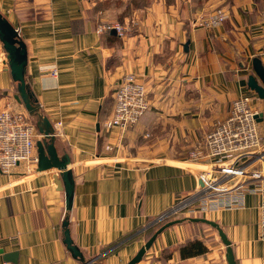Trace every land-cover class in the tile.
Wrapping results in <instances>:
<instances>
[{
  "label": "crops",
  "instance_id": "obj_1",
  "mask_svg": "<svg viewBox=\"0 0 264 264\" xmlns=\"http://www.w3.org/2000/svg\"><path fill=\"white\" fill-rule=\"evenodd\" d=\"M218 6L228 19L203 24ZM263 10L264 0H0L26 47V84L73 177L66 209L64 189L53 182L57 168L20 161L11 173L0 170V261L126 264L156 216L199 188L197 163L183 151L226 116L232 99L251 96L264 137V97L247 85L253 58L264 66ZM113 22L128 26L123 36L98 30ZM127 73L144 83L149 109L123 130L108 129L114 89ZM16 92L0 41V105L27 112ZM255 165L264 172L263 161ZM259 181L229 185L224 203L200 214L222 228L236 264H264ZM187 214L158 233L136 264H227L218 232ZM64 219L85 263L63 242ZM192 239L206 250L182 257L179 246Z\"/></svg>",
  "mask_w": 264,
  "mask_h": 264
},
{
  "label": "built area",
  "instance_id": "obj_2",
  "mask_svg": "<svg viewBox=\"0 0 264 264\" xmlns=\"http://www.w3.org/2000/svg\"><path fill=\"white\" fill-rule=\"evenodd\" d=\"M228 17L229 11L218 6L202 23L208 27H215ZM262 26L264 28V12ZM106 28H114L119 36H123L128 26L118 22L98 26L99 31ZM51 72L54 74L55 70ZM113 96L112 113L103 122L108 129L117 127L123 130L136 123L150 106L144 83L133 73L123 75L114 89ZM251 102L252 98L248 94H240L232 99L227 115L216 120L211 130L206 133L203 150L191 151L189 156L191 159L203 157L204 160H208L210 166L200 176L199 184H201L193 192L196 193L194 200L198 202L193 210L201 213L216 204L217 198L215 197L213 201L214 196L208 195L210 188L226 191L232 187H240L247 179H260L259 187L256 189L264 193V185L260 184L264 181V172L255 165L257 160L264 162V137L257 130V110L252 107ZM27 114L7 105L0 107V170L2 172L10 173L11 168L19 161L37 162V156L34 154L35 140L41 134H38L34 120ZM55 125L58 128L61 122L57 121ZM252 164L254 165L251 166ZM232 174L240 176L241 180L228 184V186L234 184L229 189L226 183L233 179H229L227 175ZM257 207L259 234L264 239V196L261 195ZM169 211L158 218L166 217ZM0 264L7 263L0 261Z\"/></svg>",
  "mask_w": 264,
  "mask_h": 264
},
{
  "label": "water",
  "instance_id": "obj_3",
  "mask_svg": "<svg viewBox=\"0 0 264 264\" xmlns=\"http://www.w3.org/2000/svg\"><path fill=\"white\" fill-rule=\"evenodd\" d=\"M0 41L6 52L7 65L10 69L12 78L17 83V92L14 95L17 101L22 102L28 114L35 119V124L39 133L42 135L40 139L36 140L37 147V169L39 171L51 168L58 169V177L53 178V182L58 189L63 188L65 192L66 209L71 208L72 195H73V177L71 170L67 167L69 164L68 156H58L54 146L55 131L51 121L43 115L39 106L33 98L28 85L25 81V66L27 62L26 47L24 42L19 38L16 28L0 13ZM252 67L254 74L259 78L261 84L258 83L255 75L250 74L247 79V85L250 89L254 90L259 97H264V66L259 58L254 57L252 60ZM193 221H202L215 227L219 238L225 246V259L227 264H236L233 251L226 234L222 228L214 221L195 217L190 218ZM180 221V219L169 220L158 228L137 250V252L126 262V264H136L143 256L144 252L150 248L155 237L166 226ZM63 242L72 256L79 258L85 263V259L78 247L73 244L69 234L68 220H63Z\"/></svg>",
  "mask_w": 264,
  "mask_h": 264
},
{
  "label": "rangeland",
  "instance_id": "obj_4",
  "mask_svg": "<svg viewBox=\"0 0 264 264\" xmlns=\"http://www.w3.org/2000/svg\"><path fill=\"white\" fill-rule=\"evenodd\" d=\"M263 12H264V10L261 12V17L263 18ZM207 18V17H206ZM205 19V18H204ZM203 22V21H202ZM147 92V91H146ZM232 101V100H231ZM230 104H231V102H230ZM0 107L1 108H3V106H1L0 105ZM229 107H230V105H229ZM21 111H23V110H21ZM228 111H229V109H228ZM228 111H227V113H228ZM24 113H25V111H23ZM27 113V112H26ZM28 115V114H27ZM227 115V114H226ZM30 116V115H29ZM33 120H34V118L32 117V116H30ZM220 119V118H219ZM216 120H218V119H215L213 122H212V125L210 126V128H209V130L206 132V133H208L210 130H211V128L213 127V124H214V122L216 121ZM206 133L204 134H202L203 136H202V138L201 139H199L195 144H192V145H190V146H187L186 148H185V150L183 151V153H184V157H185V159H187L188 160V162H190V163H197L196 165H197V171H198V173H197V178H198V180H199V178H200V176L202 175V174H204V172L206 171V170H208L209 168H210V166L208 165V160L206 159V160H204V158L202 157V158H200V159H191L189 156H190V153H191V151H194V150H196V149H200V150H203V148H204V146H205V141H204V137H205V135H206ZM20 162V161H19ZM24 162H26V161H24ZM26 163H29V162H26ZM18 164V163H17ZM16 164V165H17ZM15 165V166H16ZM203 165H207V167L206 166H203ZM14 166V167H15ZM223 166H226V165H223ZM14 167H12L11 168V170H10V173H11V171H12V169L14 168ZM206 168H208V169H206ZM6 173V172H5ZM217 173V172H216ZM220 173V172H219ZM219 173H217V174H219ZM228 176V178L229 179H233V180H229L227 183H226V185L228 186V184H230L231 182H233V181H236V180H241V178H240V176H237V175H235V174H232V175H227ZM239 177V178H238ZM252 179H254V178H252ZM256 179V178H255ZM258 179V178H257ZM250 179H247L246 181H249ZM241 182V181H240ZM201 184V183H200ZM242 184H243V182H242ZM226 186V187H227ZM230 190H226V191H221V190H217V189H214V188H210L209 189V192H208V195L209 196H214V197H212V199H213V201H215V197L217 198V201L219 200V198H220V203H224V197H225V195L229 192ZM193 192H191L190 194H187L186 196H184V197H182V198H180L179 200H176L173 204H171L167 209H165V210H163L161 213H159L157 216H156V220H155V222H153V226H149L148 228H146L147 230L146 231H143V233L144 232H147V231H151V230H154L153 231V233L158 229V228H160L161 226H163V224H165V222H167V221H169V220H172V219H181V217H182V214H187V212L189 211V212H191L190 214H187L186 216V218H188V217H192V218H195V217H200V212H198V211H195V210H193V208H194V206L195 205H197V203L198 202H195L196 200H194V196H196L195 194L196 193H194L193 195ZM209 200H211V198L209 199ZM217 201H216V204H217ZM168 210H170L169 212V214L166 216V217H164V218H158L160 215H162L163 213H165L166 211H168ZM158 218V219H157ZM202 218H204V217H202ZM186 220H188V219H186ZM170 226V225H169ZM204 226H207V228H209L208 227V225H204ZM166 227H168V226H166ZM165 227V228H166ZM145 228H144V230H145ZM211 231H214V232H216V234H217V231L215 230V227L214 228H211L210 229ZM152 233V234H153ZM151 234V235H152ZM151 235H149L148 237H147V235L146 236H144L145 237V240H144V242L151 236ZM218 236V235H217ZM218 240H219V244H223V243H221L220 241V238L218 237ZM223 246V245H222ZM224 248H225V246H224ZM148 250V249H147ZM146 250V251H147ZM146 251L144 252V254L146 253ZM144 254H143V256H142V258L144 257ZM141 258V259H142ZM140 259V260H141Z\"/></svg>",
  "mask_w": 264,
  "mask_h": 264
},
{
  "label": "trees",
  "instance_id": "obj_5",
  "mask_svg": "<svg viewBox=\"0 0 264 264\" xmlns=\"http://www.w3.org/2000/svg\"><path fill=\"white\" fill-rule=\"evenodd\" d=\"M154 230L147 231V237L153 233ZM206 247L199 239L188 240L179 246V251L182 257L197 255L203 253Z\"/></svg>",
  "mask_w": 264,
  "mask_h": 264
}]
</instances>
